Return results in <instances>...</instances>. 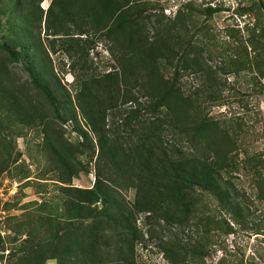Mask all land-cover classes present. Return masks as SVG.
I'll use <instances>...</instances> for the list:
<instances>
[{
  "label": "rangeland",
  "instance_id": "obj_1",
  "mask_svg": "<svg viewBox=\"0 0 264 264\" xmlns=\"http://www.w3.org/2000/svg\"><path fill=\"white\" fill-rule=\"evenodd\" d=\"M31 2L42 15L41 23L33 24L39 43L34 66L45 75L48 72V80L56 81L63 95L70 94L74 100L76 92L86 87L107 98L109 89L117 86L123 95L134 86L132 72L143 74L142 68L135 67L139 65L132 58L126 31L119 38L106 27L80 34L78 17L76 22L69 16L61 23L56 21L61 9L58 0ZM143 7L151 21L143 23L148 35H153V26H157L154 21L158 20L161 36L174 37L175 61L180 56L188 59V70L182 69L184 61L178 63V84L186 92L194 91L201 81L206 83L210 74L209 86L216 97L207 100L202 96L199 101L205 106L204 115L235 140L229 153L232 167L222 171V178L235 198L236 210L211 193L196 189L200 213L182 223L172 224L161 215L149 218L146 213H137L132 222L142 239L135 241L133 257L138 264H264V66L263 73H259L253 64L252 68L239 64L242 59L253 63L259 55L264 60V44L260 42L264 36V0H144ZM5 19L0 16V95L2 88L8 87L36 102L42 112L36 125L24 126L5 104H0V236L5 249L0 264H17L12 250L18 246L17 237H25L18 232L23 233L30 219L35 222L41 214L50 212L57 217L55 207L65 200L59 187H91L102 161L97 160L94 134L85 140L67 114L66 121L58 118L32 84L22 61L4 50L2 44L11 39ZM133 89L141 101L146 100L139 86ZM125 99L117 98L118 133L130 132V126L149 113L155 115ZM134 106L139 109L137 117H131ZM79 119L84 126V120ZM56 150L77 171L71 181H64L70 172H63L65 166ZM134 193V188L122 190L131 203ZM95 207L100 209V205ZM102 217L98 215L96 225L107 226L104 233L111 243L102 249L110 253L102 264H119L118 247L124 245L119 235L125 230L106 225L105 219L99 220ZM191 249L200 252L196 255ZM44 264H57V259L48 258Z\"/></svg>",
  "mask_w": 264,
  "mask_h": 264
},
{
  "label": "trees",
  "instance_id": "obj_2",
  "mask_svg": "<svg viewBox=\"0 0 264 264\" xmlns=\"http://www.w3.org/2000/svg\"><path fill=\"white\" fill-rule=\"evenodd\" d=\"M143 1L58 0L61 9L56 13V21L61 23L69 16L72 22H76L78 17L80 34L106 27L119 38L126 31L124 34L131 44L132 58L139 65L135 67L143 71V74L132 72L134 86L123 95L119 86L110 88L107 98L98 90L89 92L83 87V91L76 92L74 100L70 94L60 92L56 81L48 80V72L45 75L34 66L39 43L36 44L33 24L41 23V10L37 12L31 0H4L0 3V16L6 18L5 27L11 38L2 47L14 59L22 61L32 84L40 90L58 118L66 121L64 114H67L79 136L85 140L94 134L97 160L102 161L91 187L71 184L59 187L65 200L55 207L59 211L57 217L50 212L41 214L35 222L30 219L29 228L23 233L18 232L25 237H17L15 243L18 246L12 250L17 264H44L48 258H56L57 264H102L105 255H110L102 249L111 243L109 235L104 233L107 226L96 225L98 215H103L99 220L105 219L106 225L125 230L124 235H119L124 245L117 246L119 264H138L133 257L134 243L142 236L134 229L132 220L135 215L146 213L149 218L161 215L172 224L182 223L190 215L200 213L194 195L196 189L211 193L236 210L235 198L222 178V171L232 167L229 153L236 144L235 140L217 122L204 115L205 106L199 101L202 96L207 100L216 97V92L209 86L210 74L204 80L206 83L201 81L194 91L186 92L178 84L179 61H184L181 67L184 70L191 66L186 56L175 61L174 37L161 36L158 20L154 21L157 26H153L152 36L145 31L143 23L151 21L144 15V7L141 9ZM260 42L264 44V36L260 37ZM239 64L243 68L246 65L252 68L253 64L257 72L263 73L261 55L253 63L242 59ZM138 86L144 91L145 101L134 93L133 88L138 89ZM120 96L126 98L125 102L134 103L139 109L144 107L146 113L152 111L155 115L149 113L141 117V122L130 126V132H116L118 118L115 109ZM0 104H5L24 126L36 125L42 113L36 102L8 87L2 88ZM135 106L131 117L133 114V117L138 116L139 109ZM79 117L84 120V126ZM139 118L133 119L137 122ZM56 153L65 166L63 172H70L68 180L64 181H71L77 171L66 156L58 150ZM129 188L135 190L132 203L122 194V190ZM96 205H100V209ZM87 220L93 222L84 225L82 222ZM4 250L0 236V258ZM191 251L196 255L200 252L197 249Z\"/></svg>",
  "mask_w": 264,
  "mask_h": 264
}]
</instances>
